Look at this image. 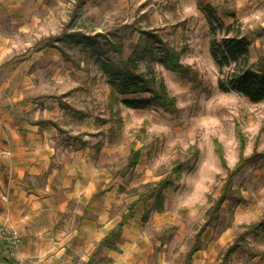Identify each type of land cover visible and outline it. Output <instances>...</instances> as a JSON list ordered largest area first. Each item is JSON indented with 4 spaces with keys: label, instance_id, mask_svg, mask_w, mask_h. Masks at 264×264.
Wrapping results in <instances>:
<instances>
[{
    "label": "rangeland",
    "instance_id": "rangeland-1",
    "mask_svg": "<svg viewBox=\"0 0 264 264\" xmlns=\"http://www.w3.org/2000/svg\"><path fill=\"white\" fill-rule=\"evenodd\" d=\"M218 22L257 62L264 0H0V226L19 237L0 264H184L190 249V264H264V227L248 228L264 221V101L218 87ZM143 31L188 71L150 57ZM127 57L163 81L175 112L114 101L102 64ZM17 157L32 164L17 170ZM176 162L158 211L151 189ZM113 229L114 247L99 245Z\"/></svg>",
    "mask_w": 264,
    "mask_h": 264
},
{
    "label": "trees",
    "instance_id": "trees-1",
    "mask_svg": "<svg viewBox=\"0 0 264 264\" xmlns=\"http://www.w3.org/2000/svg\"><path fill=\"white\" fill-rule=\"evenodd\" d=\"M218 23L221 27L222 35L216 38L215 34H212L209 51L220 71L223 68L228 69L224 77L218 79V87L223 91L232 90L238 92L251 102L264 101V52L258 58L257 62H250L247 38L238 33H231L230 25ZM143 33L147 35L152 43L146 51L150 57H153L158 63L171 71L179 73L188 71L189 67L180 62L179 52L173 46L167 44L159 35L151 31H143ZM70 38L79 44L91 46L94 43L90 41L92 38L89 36H77L75 34ZM121 60L117 64L111 63L110 60H106L102 64L103 72L107 76L110 86V94L115 102L120 99V102L132 108L156 106L166 111H176L175 98L169 95L161 79L157 80L152 74L146 75L136 70L134 60L129 57L126 59L121 58ZM239 137V151L241 153L244 146V139L241 136ZM214 145L221 162H224L218 142L214 141ZM258 155L264 156V152H260ZM132 157L133 160L130 162L131 166L137 162L138 151H133L130 155V158ZM246 160L247 158L244 157L238 159L229 175L235 173ZM182 167V163L176 162L171 171V175L159 180L151 189L155 198L154 208L156 210L160 211L162 209L163 190L173 185V177L175 179L180 177ZM228 181H225L223 184L222 194L217 199V203L225 199L223 195ZM120 226L121 223H119ZM263 227L264 221L248 226L250 229ZM116 231V229L111 230L107 236L99 241V245L113 248L114 244L111 238L116 235ZM234 247L231 246V248ZM193 250L190 249L188 251L184 264H190ZM2 261L4 264H20L12 257H2ZM89 262L90 260L86 264H89Z\"/></svg>",
    "mask_w": 264,
    "mask_h": 264
},
{
    "label": "built area",
    "instance_id": "built-area-1",
    "mask_svg": "<svg viewBox=\"0 0 264 264\" xmlns=\"http://www.w3.org/2000/svg\"><path fill=\"white\" fill-rule=\"evenodd\" d=\"M18 242H19L18 233L14 228L4 229L3 226H0V251L5 246L16 248Z\"/></svg>",
    "mask_w": 264,
    "mask_h": 264
},
{
    "label": "crops",
    "instance_id": "crops-1",
    "mask_svg": "<svg viewBox=\"0 0 264 264\" xmlns=\"http://www.w3.org/2000/svg\"><path fill=\"white\" fill-rule=\"evenodd\" d=\"M36 156L40 157V156H42V155H41V154H37ZM14 160H15V161H19L20 164H21L22 166H24L23 168H22V167L17 168V170H20V169H23V170H24V168L26 169L29 165L32 164V161H29V164L24 163V161H26L25 158H19V157H17V158L14 159ZM36 162H37V163H40L41 160H37V159H36Z\"/></svg>",
    "mask_w": 264,
    "mask_h": 264
}]
</instances>
